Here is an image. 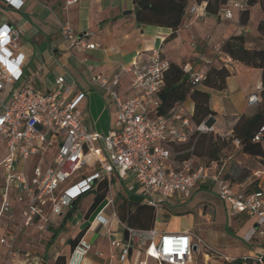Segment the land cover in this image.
I'll return each mask as SVG.
<instances>
[{
	"label": "crops",
	"instance_id": "0c3cea01",
	"mask_svg": "<svg viewBox=\"0 0 264 264\" xmlns=\"http://www.w3.org/2000/svg\"><path fill=\"white\" fill-rule=\"evenodd\" d=\"M22 1L21 8H17L12 3L0 0V26L9 23L23 31L21 44L25 55L26 80L40 91L53 89L59 75H64L68 83L76 84L86 92L80 109L85 124L92 131L109 133L114 128L117 114L114 101L94 82L93 76L100 75L111 80L122 68H129L134 63H145L153 50L160 51L162 57L170 63L184 66L188 73H207L210 66H227L230 75L224 90L204 84L198 86L210 94V107L216 113L218 132L223 129L220 127L221 119L228 117L230 127L226 136H233L234 127L241 116L252 115L259 106V102L250 106L248 97L256 90L258 83L262 82V69L235 60L218 49L231 35L240 33L246 36L249 48L263 45L264 38L258 31V24L264 18L260 3L250 7L249 22L243 24L240 21L242 9L234 6L236 0H228L215 14L206 10V1L199 3L190 0L187 13L172 37V27L138 22L135 0H78L70 5L67 0ZM194 4L199 5L200 12H204L202 17L191 13ZM226 8H231L232 17L225 15ZM255 13L257 18L253 27L251 22ZM64 21H69L79 34L88 31V41L97 43L96 47L69 48L61 32ZM131 77L130 72L122 71L117 86L121 95L131 93ZM23 83L24 81H19L16 86ZM182 102L194 112L195 103L191 97ZM0 138L5 144L1 160L8 150L5 140L1 136ZM229 145L232 148L227 150ZM261 145L264 151V139ZM56 151L57 145L49 147L47 157L52 160ZM221 152L227 153V157L223 158V153H220L219 158L205 162L217 161L220 178L236 191L255 190L257 184L253 183L257 179L253 172L263 168L264 155L244 151L242 145L233 140ZM195 158L196 164H200V158ZM178 161L181 160H175L176 163ZM37 162L36 156L28 160V174H31ZM89 163L82 168V176L99 168L94 159ZM82 176L72 178L70 182ZM103 179L107 180L106 177ZM98 183L99 180L95 182L94 188ZM136 185L139 184L132 175L121 177L114 172L110 185L108 183L106 197L95 207L91 208L95 190L86 192L70 206L63 207L59 214L53 213L47 203V227L38 229L35 226L21 225L23 211L30 198L14 186L8 187L11 210L1 213L5 182L0 175V238L6 237L8 240V243H0V264H57L59 256H64L65 264H68L81 238L92 244L81 264H140L142 261L159 264L138 245L130 247L122 260L121 256L128 242L125 232L130 227L129 222H133V226L138 228H155L160 233H196L211 246L237 258L251 255L264 257V232L261 233L264 226L246 212L235 213L230 204L220 198L213 180L199 183L189 197L175 195L158 207L148 205L141 186L135 189ZM86 195L90 196V203L85 212L81 213L78 209ZM111 198L113 204L110 202ZM125 201L134 203L131 207L126 205L122 208ZM133 213L137 217L131 218ZM99 215L102 219L106 217L108 222L100 221ZM77 238L78 242L73 247L72 241ZM113 240H118L120 244L113 245ZM193 258L195 264H235L207 253L202 246Z\"/></svg>",
	"mask_w": 264,
	"mask_h": 264
},
{
	"label": "built area",
	"instance_id": "2783aa9c",
	"mask_svg": "<svg viewBox=\"0 0 264 264\" xmlns=\"http://www.w3.org/2000/svg\"><path fill=\"white\" fill-rule=\"evenodd\" d=\"M3 1L17 8L23 5L22 0ZM76 1L67 0V4ZM234 6L242 9L244 3L236 0ZM191 13L201 17L204 15L197 4L191 7ZM232 14L231 8H226L225 15L230 18ZM22 32L20 27L9 23L0 26V136L8 150L0 160V175L5 182L1 213L11 210L8 187L14 186L30 198L23 211L21 225L44 229L48 221L45 214L47 203L53 213L59 214L63 207L70 206L93 189L96 181L106 177L110 185L112 173L117 172L121 177L132 175L141 186L145 202L154 207L175 195L189 197L199 183L213 180L220 198L228 202L235 213L246 212L264 226V166L253 172L258 179L257 189L236 191L220 178L217 161L196 164V158L191 156L175 162L173 144L189 142L198 132L213 131L217 117L209 113L201 123L196 124L192 120L193 111L184 102L176 103L167 115L159 113L160 93L170 65L160 51L153 50L145 63L122 68L111 80L100 75L93 76L94 82L108 93L117 106L114 128L107 134H101L90 130L84 122L80 103L86 92L76 84L68 83L64 75H59L54 88L48 91H40L26 80ZM61 32L69 48L93 49L97 45L88 41V31L79 34L69 21L62 23ZM218 50L220 52L221 48ZM122 71L132 75L131 93L125 96L117 89ZM189 75L196 86L206 77V73L195 71H190ZM19 81L24 83L16 86ZM261 89L262 84L258 83L256 90L248 97L250 106L260 101ZM263 137L264 126L260 127L253 140L260 141ZM233 141L240 144L238 138ZM54 145H57V151L50 160L47 151ZM32 156H36L38 162L28 174L26 164ZM91 159L99 168L70 182L79 170L90 164ZM110 202L113 204V198ZM98 219L103 223L108 222L101 215ZM127 229L129 239L122 260L133 245L144 248L146 255L159 264H190L201 246L207 253L227 262L235 263L238 259L211 246L196 233H160L155 228ZM0 243H8L7 238L1 237ZM112 244L119 245L120 242L113 240ZM194 245H197L196 251ZM91 248L92 244L81 238L68 264H81ZM248 257L253 258L256 264H264L262 255L241 258L244 261ZM140 264H147V261Z\"/></svg>",
	"mask_w": 264,
	"mask_h": 264
},
{
	"label": "trees",
	"instance_id": "16d2710c",
	"mask_svg": "<svg viewBox=\"0 0 264 264\" xmlns=\"http://www.w3.org/2000/svg\"><path fill=\"white\" fill-rule=\"evenodd\" d=\"M136 3L138 0H135ZM150 6L140 8L136 5V18L140 23L155 24L160 26L172 27L173 32L171 36H175L176 31L179 29L184 16L187 13L190 0H149ZM197 2L206 1V10L210 13H218L221 6L228 2V0H196ZM244 3V7L240 13V21L247 24L250 18V7L256 3H260L264 12V0H239ZM258 31L262 38H264V18L258 24ZM223 53L230 56L235 60H239L251 67L262 69V89L260 91L259 106L255 113L250 116H241L234 127L233 136H223L221 134H208L207 132H198L197 141L193 144L192 151L187 152L185 155H178L180 160L189 158L191 155L203 156L207 155L209 159H217L225 145L229 144L234 138L240 140V144L244 151L262 154L264 151L261 141H254L253 138L260 127L264 126V43L261 47L249 48L246 45V36L243 33L231 35L225 40L221 47ZM230 72L226 65L210 66L206 77L201 84L208 87L224 90L227 87V77ZM188 72L177 63H170L169 68L165 72V86L160 93L161 104L158 111L161 115H167L176 103L182 102L188 97H191L195 103V108L192 116L194 123H201L209 113H214L210 107V94L201 90L196 86ZM192 139L188 142L191 143ZM187 144V143H186ZM258 188V179L254 181L253 185ZM95 190V198L91 208L95 207L98 202L104 199L108 193V183L106 179L99 180L97 187L91 189ZM133 201H125L122 208L126 205L130 207ZM130 217H137L136 213ZM130 227L147 230L148 228H138L133 226V222H129ZM78 238L72 241V246L75 247ZM264 246V241L262 243ZM255 260L248 257L246 260L238 258L235 264H254ZM57 264H65V257L59 256L56 260Z\"/></svg>",
	"mask_w": 264,
	"mask_h": 264
},
{
	"label": "rangeland",
	"instance_id": "374dc122",
	"mask_svg": "<svg viewBox=\"0 0 264 264\" xmlns=\"http://www.w3.org/2000/svg\"><path fill=\"white\" fill-rule=\"evenodd\" d=\"M256 18H257V14L255 13L254 14L253 21L251 22V26L254 25V21H255ZM182 67L184 68V66H182ZM215 115H216V113H215ZM221 120H222V122L220 124V127H223L222 131L218 132V130H217L218 129L217 128L218 126L216 125V128L213 131H208L207 133L208 134H211V133H213V134H220V133H222V135L224 133L225 135H228V130L227 129H228V127H230L229 126L230 119L228 117H224ZM197 138H198V133H195V135L192 137L191 143L186 142L187 144L186 143L185 144H182V143H175V144H173V157H174V159L175 160H178V155H185L187 152L192 151V149H193L192 146L197 141ZM231 148L232 147L229 145V147L227 148V150H230ZM4 152H5V144H4V141L0 138V156H2L4 154ZM221 153H223V154H221V156L223 158H226L227 157V153H224V152H221ZM191 156H194L195 157V156H198V155H191ZM198 157L200 158L199 159V162L200 163H204L205 161L209 160V157L208 156L207 157L198 156ZM33 163H35V162H33ZM83 170L84 169L79 170L72 178H75V177H78V176H82L83 175V173H82ZM138 188H139V185H136L135 186V189H138ZM86 196H84L85 198L83 197V199H84L83 200V204L78 209L79 212H81V213H84L85 212L88 204L90 203V196H87V197ZM251 256L254 257V255H251ZM216 257L219 258L218 256H216Z\"/></svg>",
	"mask_w": 264,
	"mask_h": 264
},
{
	"label": "water",
	"instance_id": "95a60500",
	"mask_svg": "<svg viewBox=\"0 0 264 264\" xmlns=\"http://www.w3.org/2000/svg\"><path fill=\"white\" fill-rule=\"evenodd\" d=\"M137 5L140 8H146L150 6V1L149 0H138ZM127 13H131V11H127ZM125 239L128 240L129 239V231L128 229L125 232ZM193 249L196 251L197 250V245H194Z\"/></svg>",
	"mask_w": 264,
	"mask_h": 264
},
{
	"label": "bare ground",
	"instance_id": "6f19581e",
	"mask_svg": "<svg viewBox=\"0 0 264 264\" xmlns=\"http://www.w3.org/2000/svg\"><path fill=\"white\" fill-rule=\"evenodd\" d=\"M190 264H195L194 262V258H192V260L189 262Z\"/></svg>",
	"mask_w": 264,
	"mask_h": 264
}]
</instances>
